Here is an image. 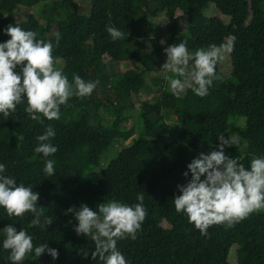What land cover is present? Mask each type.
Masks as SVG:
<instances>
[{"label":"trees","instance_id":"1","mask_svg":"<svg viewBox=\"0 0 264 264\" xmlns=\"http://www.w3.org/2000/svg\"><path fill=\"white\" fill-rule=\"evenodd\" d=\"M88 2L89 14L84 15L76 0H0V42L10 39L4 33L9 24L19 25L34 31L37 39L52 42L53 55L72 65V75L99 81L90 96L73 95L61 105L58 120L42 115L43 123L31 120L24 111L26 101L8 118L0 113V163L6 168L2 175L32 185L40 196L38 206L53 220L43 230L30 226L32 213L10 217L0 207V264H12L10 251L3 248V228L9 224L33 237V251L21 264H104L98 256L92 258L95 242L76 234L77 221L67 209L81 204L96 209L109 200L131 206L141 192L147 217L135 239L117 241L128 264H264V211L232 227L212 225L202 235L176 212L173 198L180 194L177 186L191 179V173H183L192 159L214 150L218 136L227 138L231 123L240 118L245 122L235 135L241 142L226 146L225 154L246 168L251 159L264 156V0ZM211 7L226 21L205 17ZM159 17L165 19L162 37L155 25ZM106 26L125 38L113 40ZM230 34L236 39L225 61L227 75L218 62L219 79L208 95L199 97L186 89L177 97L166 88L165 77L172 74L162 69L165 48L186 41L189 51H195L226 43ZM130 61L141 69L120 71V64ZM150 75L161 84L152 103L140 100ZM226 83L231 91L224 90ZM135 111L140 130L134 135L122 131V125ZM48 126L55 131L50 142L58 148L47 158L55 162L51 176L44 173L45 158L35 152L37 137ZM110 147L117 152L103 166ZM46 242L58 250L57 259L47 253L35 256V247ZM87 249V257L78 254Z\"/></svg>","mask_w":264,"mask_h":264},{"label":"clouds","instance_id":"2","mask_svg":"<svg viewBox=\"0 0 264 264\" xmlns=\"http://www.w3.org/2000/svg\"><path fill=\"white\" fill-rule=\"evenodd\" d=\"M106 30L113 40L125 38L124 33L113 26H106ZM4 33L10 37L0 42V113L5 118L26 101L24 111L31 120L43 123L41 115L48 120H58L60 106L67 105L69 98L90 96L97 87L99 81H85L75 74L70 83L56 67L59 59L53 55V43L37 39L34 31L9 24ZM235 39L230 34L226 43L210 44L195 51H189L186 41L165 48L167 59L162 69L172 74L165 77L172 93L179 97L186 89H191L199 97L208 95L213 81L219 79L216 65L233 50ZM59 40L57 35V43ZM160 43L165 41L162 39ZM18 67L20 72L16 71ZM54 136V129L48 126L45 133L37 137L40 143L35 148V152L45 158L47 176L55 173L54 160L47 159L58 151L50 142ZM218 141L214 150L207 154L200 152L187 165L188 171L183 175L187 177L191 173V179L178 185L180 194L173 197L176 212H183L202 235H207L212 225L232 227L250 214L264 211V156L251 159L250 167L246 168L238 162L241 160L225 154V147L239 145L241 137L219 135ZM5 171V165L0 163V207L10 217L32 213L30 226L47 230L53 220L38 206L39 193L32 185L17 184L14 177L2 175ZM136 199L138 203L131 206L109 200L99 203L96 209L86 204L67 209L77 221L76 234L88 236L95 242L93 259L98 256L104 264H128L117 248V241L125 237L135 239L148 214L144 194L138 193ZM3 232V248L10 251L9 259L12 264H21L33 251V237L25 229L17 231L11 224L6 225ZM34 252L37 258L44 253L53 260L59 256L58 250L50 248L47 242L35 247ZM78 254L87 257L88 249Z\"/></svg>","mask_w":264,"mask_h":264},{"label":"rangeland","instance_id":"3","mask_svg":"<svg viewBox=\"0 0 264 264\" xmlns=\"http://www.w3.org/2000/svg\"><path fill=\"white\" fill-rule=\"evenodd\" d=\"M76 3L80 9V13L84 14V15H88L89 14V10H90V4L88 2V0H76ZM35 14L38 13V10H34ZM204 16L207 18H220L222 21H226V19L221 16V14L217 11L214 10L213 7L207 9L204 12ZM155 25L158 26V31L157 34L159 36H163L164 34V25H165V19L159 17L155 19ZM229 53L226 54L224 60L222 61V64L220 65V69L221 71L227 75V72L225 69H228L225 65V61L228 58ZM55 57V56H54ZM59 59V63L56 65V67H58L59 69H61L62 73L64 75L67 76L68 80L70 83L73 82V75H72V65L65 61L62 57H56ZM120 71H127L130 69H133L135 71H139L141 68L139 67V65L137 63H135L134 61H130V62H125L120 64L119 66ZM163 75V73H162ZM160 83H154L153 82V76H149L146 79V85L144 86V88L141 90L140 92V100H146L149 101L150 103L154 102L157 98H158V90L160 88ZM169 87V88H168ZM166 88L170 89V85H168ZM233 89V87L229 84L226 83L224 86V90L225 91H231ZM99 114L105 117V114L103 112L102 109L99 110ZM131 118L129 121L125 122L122 125V131L126 132V133H130L133 132V134L139 132L140 127L139 124L137 122L136 116H137V112L135 111V113L131 112L130 113ZM240 121H236V122H232L231 123V130L229 132V136L230 135H235V132L237 129H239L241 127V125H244L245 120L243 118L239 119ZM106 123V122H104ZM132 134V136H133ZM134 134V135H135ZM117 152V147H110L108 148V150L104 153V156L102 158V164L103 166L106 165L109 162V158L111 156H113L115 153ZM181 215L184 219L188 220V217L181 212ZM163 227H168V224H166L165 222H162L161 224Z\"/></svg>","mask_w":264,"mask_h":264}]
</instances>
